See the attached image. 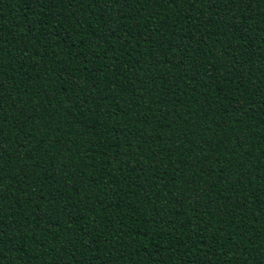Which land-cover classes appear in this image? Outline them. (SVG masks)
Masks as SVG:
<instances>
[{
    "label": "trees",
    "instance_id": "trees-1",
    "mask_svg": "<svg viewBox=\"0 0 264 264\" xmlns=\"http://www.w3.org/2000/svg\"><path fill=\"white\" fill-rule=\"evenodd\" d=\"M0 264H264V0H0Z\"/></svg>",
    "mask_w": 264,
    "mask_h": 264
}]
</instances>
